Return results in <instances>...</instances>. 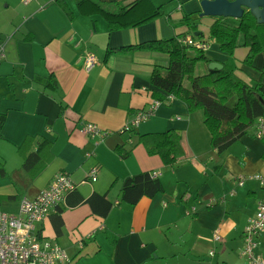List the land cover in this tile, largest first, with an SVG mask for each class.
Returning a JSON list of instances; mask_svg holds the SVG:
<instances>
[{"label": "crops", "instance_id": "obj_1", "mask_svg": "<svg viewBox=\"0 0 264 264\" xmlns=\"http://www.w3.org/2000/svg\"><path fill=\"white\" fill-rule=\"evenodd\" d=\"M78 1L64 0L70 16L56 0L28 5L0 0V114L6 115L0 162L7 171L0 180V207L7 204L13 211H6L16 213L21 198H35L58 174L67 173L76 191L37 230L66 251L70 264H246L240 255L245 227L264 196L254 179L264 176V137L257 139V129L251 127L220 154L210 144L203 114L189 113L174 99L135 130L145 134L168 129L180 136L183 156L175 166L165 165L136 143L134 132L121 131L153 101L150 77L155 68L168 67V55L138 50L106 58L109 50L189 36L191 31L180 22L201 12V0H151L162 7L160 17L113 32L99 13H81ZM213 21L200 18L203 40L209 39ZM209 45L213 53L207 50L206 55L216 62L226 59L215 41ZM88 52L98 60L90 71L84 67ZM234 54L237 75L249 85L264 84L259 74L264 72V54L252 68L243 64L248 48L242 42ZM84 123L108 135L97 143L81 132ZM28 136L51 146L49 161L35 177L23 168L17 151ZM117 147L129 152L128 157H120ZM93 167L99 168L98 178L88 182ZM142 172L159 173L164 191L132 206L122 201L120 192L125 179ZM5 179L10 185L1 183ZM95 194L112 206L105 216L104 204L86 202ZM259 239L258 252L264 256V234Z\"/></svg>", "mask_w": 264, "mask_h": 264}, {"label": "trees", "instance_id": "obj_2", "mask_svg": "<svg viewBox=\"0 0 264 264\" xmlns=\"http://www.w3.org/2000/svg\"><path fill=\"white\" fill-rule=\"evenodd\" d=\"M56 3L60 4L70 16L73 15L64 0H56ZM77 5L83 14L99 13L107 22L109 32L139 27L162 15V7L155 6L151 0H132L123 4L79 0ZM199 14L186 15L180 23L191 31V36L203 40V33L198 31L200 18L196 15ZM255 19L250 12H246L240 20L214 18L215 22L213 21L208 35L229 58L219 62L223 67L217 71L208 70L204 74H195L199 62L209 65L215 60L204 51L183 44L179 36L109 50L106 58L113 54L132 53L138 50L168 55V67L155 68L151 74L150 93L153 100L165 104L168 97H173L183 102L189 113L202 111L204 125L211 136L210 144L222 154L245 136L248 129L255 126L258 118L264 119V84L258 82L249 85L242 80L237 75V67L233 59L241 42L242 46L248 48L244 65L252 68L255 58L264 54V24H258ZM196 33L200 35L195 36ZM191 49L197 53L190 55L188 51ZM52 83L55 86L54 80ZM53 84L48 86L54 87ZM5 122L6 115L0 114V132ZM135 130L137 129L129 132H134L137 136L136 143L143 145L148 155L160 157L165 165L175 166L183 156L181 139L175 131L167 129L163 132L140 134ZM37 142L39 145L34 149ZM50 147L47 140H38L31 136L26 137L18 147L17 151L24 160L23 168L32 177L37 176L45 168L50 157ZM117 152L122 158H127L130 154L123 147H117ZM152 174L142 172L125 179L120 192L122 201L134 206L144 197L153 198L163 192L162 183ZM6 175L5 166L0 162V179ZM80 199V202H83L81 197ZM86 202L91 206L97 205L98 202L104 204L103 216L112 207L104 196L98 194L93 195Z\"/></svg>", "mask_w": 264, "mask_h": 264}, {"label": "built area", "instance_id": "obj_3", "mask_svg": "<svg viewBox=\"0 0 264 264\" xmlns=\"http://www.w3.org/2000/svg\"><path fill=\"white\" fill-rule=\"evenodd\" d=\"M32 0H23L28 5ZM183 44L192 46L202 51L209 50L205 40H198L193 36L182 38ZM98 63L94 53L88 52L84 58L86 71L92 70ZM174 100L168 97V103ZM161 101L153 100L148 108L137 111L132 120L127 123L121 132H129L138 129L147 122ZM256 138L264 137V119L258 118L256 123ZM81 132L97 143L104 140L108 132H103L93 123H84ZM99 168L93 167L89 172L87 181L95 182L98 178ZM154 178L159 173H153ZM254 179L261 184L264 195V176L256 175ZM67 173H60L48 187L41 190L35 198L23 197L19 201L16 213H9L0 207V264H70L71 261L66 251L53 240L46 239L37 230V225L42 223L57 207L65 201L67 194L76 190L77 186ZM238 185H243L240 180ZM235 192H231L233 195ZM264 234V196L260 199L254 216L250 217L245 227L243 239L244 246L241 257L246 264H264V256L258 251L261 246L260 239ZM215 241H222L219 231L215 232ZM214 255V252L209 253Z\"/></svg>", "mask_w": 264, "mask_h": 264}, {"label": "water", "instance_id": "obj_4", "mask_svg": "<svg viewBox=\"0 0 264 264\" xmlns=\"http://www.w3.org/2000/svg\"><path fill=\"white\" fill-rule=\"evenodd\" d=\"M199 17L230 18L240 20L246 12H250L258 24H264V0H201ZM196 33L195 36H199ZM219 62L208 65L210 71L222 69Z\"/></svg>", "mask_w": 264, "mask_h": 264}, {"label": "rangeland", "instance_id": "obj_5", "mask_svg": "<svg viewBox=\"0 0 264 264\" xmlns=\"http://www.w3.org/2000/svg\"><path fill=\"white\" fill-rule=\"evenodd\" d=\"M234 20V19H233ZM210 37H209V39H206L205 40V42L209 45L210 44ZM213 41V40H212ZM209 46H211V45H209ZM214 49H215V51L217 50V52H219V50H218V48L216 49V47H214ZM209 50L213 53V50H212V48H209ZM221 51V50H220ZM188 53L190 54V55H195L196 53H197V51H194V50H189L188 51ZM224 53V52H223ZM235 55V54H234ZM224 56L226 57V59H229L228 58V55L225 53L224 54ZM234 58V57H233ZM205 66H206V64H204V62H199L198 64H197V68H196V73L195 74H197V75H200V73H203L204 72V70H205ZM208 68V67H207ZM209 70V69H208ZM259 72V71H258ZM259 74L262 76H264V72L263 73H261V72H259ZM203 114V112L202 111H200V114ZM198 117V116H197ZM146 123V122H145ZM256 123H257V121H256ZM144 127V126H143ZM142 127V128H143ZM257 129V127H253V130H256ZM2 179V178H1ZM0 179V180H1ZM2 184H4V183H9V185H10V179H5L4 181H2L1 182ZM4 203V202H3ZM6 203V202H5ZM3 206L1 207L3 210H7V211H9L10 212V209H11V211H13V209L12 208H10V206L9 205H5V204H2ZM8 208H10V209H8Z\"/></svg>", "mask_w": 264, "mask_h": 264}]
</instances>
